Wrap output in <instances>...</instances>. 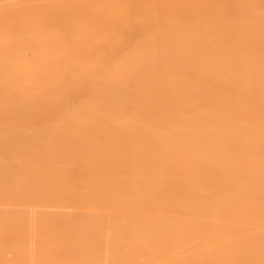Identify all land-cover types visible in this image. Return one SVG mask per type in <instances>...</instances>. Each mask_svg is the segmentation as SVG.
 Instances as JSON below:
<instances>
[{"label":"bare ground","instance_id":"obj_1","mask_svg":"<svg viewBox=\"0 0 264 264\" xmlns=\"http://www.w3.org/2000/svg\"><path fill=\"white\" fill-rule=\"evenodd\" d=\"M0 264H264V0H0Z\"/></svg>","mask_w":264,"mask_h":264}]
</instances>
